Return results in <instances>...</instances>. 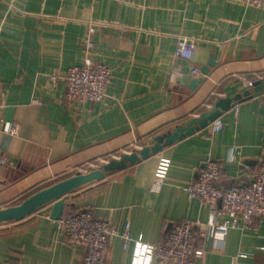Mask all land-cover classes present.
I'll list each match as a JSON object with an SVG mask.
<instances>
[{"label": "crops", "instance_id": "1", "mask_svg": "<svg viewBox=\"0 0 264 264\" xmlns=\"http://www.w3.org/2000/svg\"><path fill=\"white\" fill-rule=\"evenodd\" d=\"M181 36L196 42L191 60L176 55ZM89 38L93 61L111 67L112 83L102 102L68 100L64 76L84 64ZM210 60L217 65L192 90L202 76L192 68ZM51 74L59 80L51 82ZM261 76L264 7L237 0H0V208L96 161L154 145L213 109L229 87L250 88L251 97L220 117L219 131L211 123L65 197L64 214L91 208L130 234L129 243L120 235L110 240L108 264H135L139 237L163 244L185 219L201 221V232L211 205L185 190L199 166L208 157L218 161L225 187L250 182L264 156V88L252 85ZM4 121L17 129L6 131ZM156 181L162 186L152 191ZM49 206L0 224V264L81 263L85 248L66 242ZM261 247L264 221L256 219L254 229L199 236L194 264H264Z\"/></svg>", "mask_w": 264, "mask_h": 264}, {"label": "built area", "instance_id": "2", "mask_svg": "<svg viewBox=\"0 0 264 264\" xmlns=\"http://www.w3.org/2000/svg\"><path fill=\"white\" fill-rule=\"evenodd\" d=\"M245 5L264 7V0H237ZM93 28L91 29V33ZM94 41L89 38L84 45V64L72 66L64 76L66 98L81 102H102L112 83V69L106 63H96L92 59ZM196 50V42L187 36L178 41L176 55L191 60ZM195 75L201 74L200 67L192 68ZM51 82L59 80L58 74L49 76ZM247 81V78L242 77ZM3 103L0 104V107ZM5 130L13 133L17 125L3 122ZM223 127L220 118L212 123V131ZM115 158H119L116 156ZM221 177L218 161L208 157L198 168L195 180L185 190L190 197L198 198L211 205V212L205 224L199 220L185 219L174 224L163 244H150L138 238L139 251L135 264H194L199 236L213 232L216 236H226L233 228L254 229L256 219L264 221V156L254 178L248 183L220 186ZM161 182H155L151 190L159 191ZM58 228L67 243L85 248L80 264H108L110 240L122 236L126 243L132 238L127 232L121 233L112 222L98 218L91 208H73L57 220ZM264 249V247H261Z\"/></svg>", "mask_w": 264, "mask_h": 264}, {"label": "water", "instance_id": "3", "mask_svg": "<svg viewBox=\"0 0 264 264\" xmlns=\"http://www.w3.org/2000/svg\"><path fill=\"white\" fill-rule=\"evenodd\" d=\"M216 62L210 60L208 65L201 69L202 76L193 79L190 88L194 90L204 77L209 74L211 67L216 66ZM254 91L264 88V77L253 82ZM253 95V90L246 88L243 91H237L236 87H229L227 95L214 102V108L202 113L198 118H194L187 126H177L172 131L162 134L156 138L154 145L145 146L138 151L123 153L119 158H114L108 163L100 162L97 167L89 166L87 172L77 173L73 176L60 180L48 187L40 189L20 203L0 208V224L4 222L18 221L47 207L50 216L54 220H59L66 207L65 197L95 180L103 179L108 172L125 169L129 164H135L148 158L151 154L158 153L167 145L177 140H182L188 135L209 127L216 119L220 118L226 111L236 106L239 101L249 98ZM11 136L5 135L6 140Z\"/></svg>", "mask_w": 264, "mask_h": 264}, {"label": "rangeland", "instance_id": "4", "mask_svg": "<svg viewBox=\"0 0 264 264\" xmlns=\"http://www.w3.org/2000/svg\"><path fill=\"white\" fill-rule=\"evenodd\" d=\"M263 78V76H261L260 77V79H262ZM112 159H114V158H112L111 156L110 157H107V158H104L102 161H96V162H94V163H92L93 165H91V166H95V167H97L98 165H99V163L100 162H104V163H108L110 160H112ZM86 170V169H85ZM28 195H25V196H23V197H21V198H19V199H16L15 201H13L12 202V205L13 204H17V203H20L22 200H24L26 197H27Z\"/></svg>", "mask_w": 264, "mask_h": 264}, {"label": "trees", "instance_id": "5", "mask_svg": "<svg viewBox=\"0 0 264 264\" xmlns=\"http://www.w3.org/2000/svg\"><path fill=\"white\" fill-rule=\"evenodd\" d=\"M27 198V197H26Z\"/></svg>", "mask_w": 264, "mask_h": 264}]
</instances>
